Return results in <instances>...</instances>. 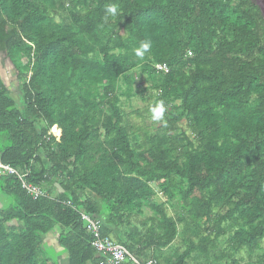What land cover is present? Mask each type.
I'll list each match as a JSON object with an SVG mask.
<instances>
[{
    "label": "trees",
    "instance_id": "trees-1",
    "mask_svg": "<svg viewBox=\"0 0 264 264\" xmlns=\"http://www.w3.org/2000/svg\"><path fill=\"white\" fill-rule=\"evenodd\" d=\"M110 3L120 15L105 19ZM142 41L152 47L141 59ZM0 51L20 94L17 103L0 78V161L28 168L43 192L0 176V264H58L62 253L100 264L79 211L141 260L264 264V16L254 0H0ZM136 94L163 104L157 132L130 125L121 98ZM52 230L62 249L43 261Z\"/></svg>",
    "mask_w": 264,
    "mask_h": 264
},
{
    "label": "built area",
    "instance_id": "built-area-1",
    "mask_svg": "<svg viewBox=\"0 0 264 264\" xmlns=\"http://www.w3.org/2000/svg\"><path fill=\"white\" fill-rule=\"evenodd\" d=\"M157 69L168 71L165 65H155ZM49 136L53 137L54 141L60 140V135L55 131H50ZM14 176L20 183L22 189L33 198L43 195L41 189L31 183L27 182L29 169L18 170L8 164L0 161V176ZM80 221L82 227L91 235V245L96 252L101 256L100 264H155V260L149 258L148 260H141L136 255L129 252L122 244L113 242L109 237H103L100 232V223L97 219L92 218L89 214L79 211Z\"/></svg>",
    "mask_w": 264,
    "mask_h": 264
},
{
    "label": "rangeland",
    "instance_id": "rangeland-1",
    "mask_svg": "<svg viewBox=\"0 0 264 264\" xmlns=\"http://www.w3.org/2000/svg\"><path fill=\"white\" fill-rule=\"evenodd\" d=\"M0 78L2 79L3 83L6 85L8 90L10 91L9 95L12 98H14L17 103H19L20 94L18 91L17 71L15 70L14 66L10 63L6 54L2 51H0ZM142 78H143V75H140L136 79L137 85L140 83ZM121 101H122L123 111L126 113V116L130 122V125H134L136 129L139 127L145 126L147 127L145 131L149 133L158 131V127L161 126L162 120L161 118L160 119L154 118L153 109L156 107L152 103V98L151 99L147 98L145 100H142L140 96L136 94L135 96H132L130 99H126V97H122ZM50 131H55L57 132V134L60 135L59 131L55 129L50 130ZM155 192H156V195L153 201L155 202L163 201L162 194L159 193V191L156 188H155ZM10 201L11 200L8 199L7 203H11ZM7 203L5 204V206H7ZM148 213L149 212L146 211V214ZM169 213H171V210L169 211ZM176 243H177V240L175 241V244ZM47 244L49 247L48 248L44 247L45 249L43 248L45 250L43 251V253L46 255V259L43 261H47L48 259L52 261L56 253H59V251H57L55 245L49 244V243ZM262 245L264 246V241ZM172 246H174V243ZM43 256L44 255H42L41 257Z\"/></svg>",
    "mask_w": 264,
    "mask_h": 264
},
{
    "label": "clouds",
    "instance_id": "clouds-1",
    "mask_svg": "<svg viewBox=\"0 0 264 264\" xmlns=\"http://www.w3.org/2000/svg\"><path fill=\"white\" fill-rule=\"evenodd\" d=\"M120 15L119 8L116 4H108L105 8V19L108 17L116 18ZM152 45L150 41H142L140 47L135 49V55L139 58H144L145 54L148 53ZM154 118L160 119L163 116L164 107L161 103L158 107L153 109Z\"/></svg>",
    "mask_w": 264,
    "mask_h": 264
},
{
    "label": "crops",
    "instance_id": "crops-1",
    "mask_svg": "<svg viewBox=\"0 0 264 264\" xmlns=\"http://www.w3.org/2000/svg\"><path fill=\"white\" fill-rule=\"evenodd\" d=\"M58 190H60L58 188ZM5 197L1 196L0 194V207L3 206V204L5 203ZM4 202V203H3ZM12 224L14 226H20V222L16 221V220H13L12 221ZM53 231V233H52ZM52 231H49L48 233H46L43 238H42V245L45 247V248H48V244H53L55 245L57 251H60L62 248L60 247V245L58 244V231L57 230H52ZM49 241V242H48ZM67 254L66 253H62L58 256V264H68L67 263Z\"/></svg>",
    "mask_w": 264,
    "mask_h": 264
},
{
    "label": "flooded vegetation",
    "instance_id": "flooded-vegetation-1",
    "mask_svg": "<svg viewBox=\"0 0 264 264\" xmlns=\"http://www.w3.org/2000/svg\"><path fill=\"white\" fill-rule=\"evenodd\" d=\"M254 1H255V3H258L259 5H261V7L264 10V0H254Z\"/></svg>",
    "mask_w": 264,
    "mask_h": 264
},
{
    "label": "water",
    "instance_id": "water-1",
    "mask_svg": "<svg viewBox=\"0 0 264 264\" xmlns=\"http://www.w3.org/2000/svg\"><path fill=\"white\" fill-rule=\"evenodd\" d=\"M258 6H259V8H260V11H261V13L263 14V16H264V10H263V8L261 7V5H259L258 3H256ZM11 63V62H10Z\"/></svg>",
    "mask_w": 264,
    "mask_h": 264
}]
</instances>
